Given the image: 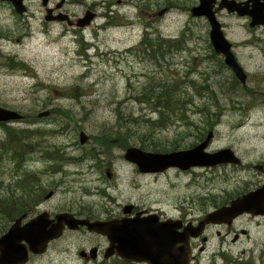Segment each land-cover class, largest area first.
Listing matches in <instances>:
<instances>
[{"label": "rangeland", "instance_id": "1", "mask_svg": "<svg viewBox=\"0 0 264 264\" xmlns=\"http://www.w3.org/2000/svg\"><path fill=\"white\" fill-rule=\"evenodd\" d=\"M70 2L64 12L71 25L46 21L43 0H23L27 9L23 16L14 13L9 3L0 2V108L21 116L16 122L0 123V142L8 137L3 126L42 132L23 146L26 141L17 134L11 139L27 153L20 159L26 174L21 188L57 189L48 203L53 209L79 208L97 220L116 215L127 204L175 217L180 204L194 199L199 206L211 194L213 202L200 216L223 204L224 197L228 203L261 181L262 172L254 166L264 165V67L246 63L239 50L240 66L247 75L245 85H240L206 47L209 27L190 16L194 0ZM162 10L165 13L157 16ZM88 13L94 17L82 26ZM221 21L230 41L244 40L240 20L226 16ZM159 40L176 49L167 54L162 49L157 58L154 48ZM146 41L148 53L142 47ZM10 58L22 68L11 67ZM169 90L183 102V111L174 113L184 120L169 112L171 123L159 128L151 124L159 114L146 97ZM53 109L60 111L52 114ZM43 112L48 116L38 117ZM209 132L212 140L206 152L231 149L251 169L218 166L182 173L171 168L155 179L139 174L136 165L123 158L129 148L148 153L191 149ZM80 133L88 137L84 145L79 143ZM56 148L63 156L58 164L47 155ZM16 172V166L3 157L0 189L15 187ZM235 227L248 230L249 235L231 242V236L223 239L227 228H212L199 264H229L232 259L233 264L241 263L246 260L241 256L244 251L254 264L264 258V229H259L264 219L245 214ZM77 237L84 246L91 241L78 234L71 236L72 241L65 237L58 243H71V252L64 254L58 245L52 246L34 264H83L75 253ZM216 249L229 261L212 259Z\"/></svg>", "mask_w": 264, "mask_h": 264}, {"label": "water", "instance_id": "2", "mask_svg": "<svg viewBox=\"0 0 264 264\" xmlns=\"http://www.w3.org/2000/svg\"><path fill=\"white\" fill-rule=\"evenodd\" d=\"M214 1L199 0L198 6L190 8V16L207 19L210 25L209 38L214 52L223 57L225 66L232 72L237 81L244 86L247 75L234 58L231 44L224 38L221 26L212 12ZM0 2L9 3L14 13L18 16H22L26 12L23 0H0ZM43 6H46V0H43ZM219 9H224L228 13H236L239 17L245 15L240 5L230 0H220ZM51 11V9L46 10V13H48L45 17L46 21H51L49 16ZM164 13L165 10H162L157 13V16L160 17ZM249 16L252 19L251 26L264 23V13H249ZM93 17V14L88 13L86 18L83 19L82 26L89 25ZM47 116L48 112L38 115L40 118ZM20 118L21 116L18 113L0 108V123L18 121ZM87 140L88 137L84 133L79 134V143L81 145H84ZM211 140L212 132H209L205 140L195 147L171 153H148L136 148H129L125 151L123 158L128 162L134 163L138 171L144 174L162 172L169 168L187 171L192 167L212 168L219 165L239 164L230 149H222L214 153L205 152ZM263 208L264 187L232 200L229 206L209 213L199 223L198 227L194 229L185 227L181 235L182 238L178 237L171 225L168 223H157L155 218L151 216L145 219L133 218L131 220L123 219L110 223H99L75 220L71 215L62 214L56 216V223L51 225L50 228L47 227L41 218H37L21 229V232L16 225H13L8 233L0 239L1 253L11 254L9 257H0V264L8 263L9 261L20 264L26 261L28 253L25 249L20 250L21 248L19 249L18 245L22 239L29 244L30 252L42 254L48 242L60 237L64 226L71 230L77 229L78 226H86L89 231L105 235L111 245L114 243L118 244V255L127 263L188 264L190 259L189 239L197 238L205 224L230 223L232 219L244 213L252 215L264 214V211L261 210ZM130 211V206L125 209V213H130ZM178 241L183 242V249L174 250L173 247Z\"/></svg>", "mask_w": 264, "mask_h": 264}, {"label": "flooded vegetation", "instance_id": "3", "mask_svg": "<svg viewBox=\"0 0 264 264\" xmlns=\"http://www.w3.org/2000/svg\"><path fill=\"white\" fill-rule=\"evenodd\" d=\"M70 1L71 0H59L54 4H52L51 2L46 0V6L43 7H45L46 10L47 9L52 10L51 13L49 14L51 21H59V22L66 21L68 25H71L72 23L70 22L68 16L64 12L65 6L68 5V3H71ZM232 1H235L237 4L240 5V8L243 10V12H245L244 16L238 17L236 13L230 14L224 9L220 10L219 9L220 0H215L212 5V12L216 17V20L221 25L223 36L231 43L232 54L234 55L239 65L241 62L239 61L240 57L238 51L242 50L243 53L241 58L246 63L254 64V66L255 64H257L256 65L257 67H264V23L256 26H251L252 19L249 16V13H255V14L264 13V0H232ZM48 4L50 5V8L47 7ZM198 4H199V0H194V5L192 7L198 6ZM166 9L169 10L168 8ZM226 16L231 18H236L237 20H240L242 22L244 27L245 37L244 40H242L241 42L239 43L232 42L227 38L226 24L221 21V18ZM147 17L149 19H152L155 18V15H153V17L147 15ZM197 19H202L205 22V24L209 27L207 31V40H208V36L210 32V25L208 21L205 18H197ZM148 26H150V21L145 22V27ZM205 45L206 47L209 46L212 49L210 40L208 43L205 42ZM142 47L144 52L146 53L149 52V45L147 41L143 44ZM143 56L144 58L146 57L149 58V56H145L144 54ZM218 58L220 59V61L223 62V58L221 56H218ZM13 161L16 162L15 166L17 170L16 172L17 181L15 183V187L0 189V194H1L0 239L8 233L9 229L13 225H16L17 229H20L21 232V229H23L26 225H28L37 218H41V220L47 225V227L50 228L51 225H54L56 223L55 220L56 216L62 213L70 214L77 220H87L89 222H99V223H110L114 221H120L123 219L131 220L133 218L145 219L151 216L155 218V221L157 223H168L169 225H171L172 228L175 230V233L178 235V237L180 236V238H182L181 235L185 227H190L194 229L199 226V223L205 219V217L209 214L210 211L200 216H198V214L201 211L206 212L209 207V202H213L212 197H210L211 194H207L206 199H203L204 202H199V206H196L194 204L195 200L192 199L191 202L186 203V205L180 204L178 208L179 215L175 217H167L164 214H162L160 210L157 209H140L137 205L127 204L116 215L112 217L99 218L95 220L91 216L87 215L85 212L81 211L79 208L78 210H74L73 208L53 209V207L48 203L54 198L57 189L50 190L49 192H45L41 188H21L20 185L23 184L24 182L23 177L26 175L24 171H22V165L24 164V162H22L19 158H14ZM240 162L241 163L238 165H226V166H232L233 168L247 170V171L251 169L247 165L243 164L241 159ZM254 169L257 170L258 172H262V176L260 179L261 181L258 184L254 185L252 187V190H249L246 193L243 192L236 198L242 197L250 192H254L264 187V165L254 166ZM166 172L167 171L165 170L162 172L147 173L143 175L151 176L156 179L160 176V174H164ZM32 175L35 176L34 174ZM230 202L231 200L227 203L226 197H224L223 204H220L219 206L215 207L214 210L229 206ZM129 206L131 207L130 213H125V209ZM261 210L264 211V208ZM243 215L235 219H232L230 223L224 222L221 224H215V223L205 224L201 234L197 238L189 239L190 259L188 264H199L201 254L204 253V251L206 250V245L209 242L208 235L212 228H222V227H224L225 229L227 228V232L224 233L223 239H226V236H231V242H236L239 239H241L240 238L241 235L243 236V238H246L249 235V231L246 229L237 230L235 227L236 221L239 218H241ZM256 217H258L259 219H264V214L258 215ZM259 229H264V227H259ZM215 233L218 236L220 235L219 230H216ZM77 234L81 237L89 236L91 240L88 245L84 246L82 244V240L79 241V237L75 239L76 242L78 241L77 247L75 249V253L78 260L83 264H111L113 262H117L118 264H123L124 261L118 255L119 248L117 246L118 245L117 243L111 245V243L109 242L108 238L105 235L90 232L84 226H78L76 230H71L65 227L64 230L62 231L61 236L56 240L50 241L47 244L44 253L39 255L30 252L29 244L24 239H22L18 243L19 249L20 248H21L20 250L25 249L28 255L26 261L20 264H34L36 260L45 257L49 253L52 246L58 245L59 250L61 251V253L64 254L71 252L72 251L71 243L66 244L65 242L62 245L61 243L58 242H63L65 237H70L71 239L72 235H77ZM72 240L73 239H71L70 241ZM222 242L226 244V241H222ZM222 245L223 244H219V246ZM179 248L183 249V242L181 241L176 242L173 247L174 250H177ZM9 256H11V254H2L0 251V257H9ZM241 256H245L246 260L237 264H254L253 258L250 257L249 254H246L245 251ZM216 257L222 258L224 261L227 262L229 261V258H227L226 254L223 251H221L220 253L217 249L213 251L211 254L212 259H215ZM233 263H235V260L232 259L229 261V264H233ZM2 264H18V263L9 261L8 263H2ZM127 264H136V263H127ZM258 264H264V258Z\"/></svg>", "mask_w": 264, "mask_h": 264}, {"label": "trees", "instance_id": "4", "mask_svg": "<svg viewBox=\"0 0 264 264\" xmlns=\"http://www.w3.org/2000/svg\"><path fill=\"white\" fill-rule=\"evenodd\" d=\"M150 46H154L153 42H150ZM162 49H164L165 53L167 54V53L171 52L172 49H176V45H170V44H168V41H166V40H159L157 42V49L154 48V54L156 53L157 58L160 55H162V51H161ZM9 61H10L11 67L22 68V67H20V65L18 63H15L11 58L9 59ZM147 96L148 97H146V102L150 103L151 109L157 111L159 114L158 118L151 123L152 125L159 127V128L166 127L167 125H169L171 123L168 120L170 117L169 112H172L177 119L184 120L183 116L181 114L174 113V111H176V110H182L183 111V107H182L183 102H180L178 99H176L175 93L173 91L169 90V92H167L165 94L160 93L158 95L148 94ZM138 99H140V98H138ZM59 111L60 110L53 109L51 111V113L55 114L56 112L58 113ZM217 116L218 115H216L215 117H217ZM216 121H217V119H215V123H216ZM31 124L32 123H28L27 125H31ZM3 127L6 130L8 137L6 138L5 141L0 142V160L5 156L11 160L14 158L21 159V158H24L25 155H27V153L22 151L18 145H15V143H12L11 139L15 136V134L18 135V138L21 141H26V142L22 143V146L26 143H32V140H34L36 137H40L42 135V132L39 131L38 129H31V128L10 129L8 126H3ZM210 129H212V128L210 127ZM50 133L52 134L55 132L51 131ZM119 145L121 147L123 144H119ZM174 150H175V148H174ZM47 155H49V157H51L52 160H54V161L56 160L55 161L56 164L60 163V160L63 159V156L60 154L59 149H57V148L54 149L52 153H49ZM64 158H67L65 154H64ZM68 160L73 161L74 159L68 158Z\"/></svg>", "mask_w": 264, "mask_h": 264}, {"label": "bare ground", "instance_id": "5", "mask_svg": "<svg viewBox=\"0 0 264 264\" xmlns=\"http://www.w3.org/2000/svg\"><path fill=\"white\" fill-rule=\"evenodd\" d=\"M69 147V146H68Z\"/></svg>", "mask_w": 264, "mask_h": 264}]
</instances>
